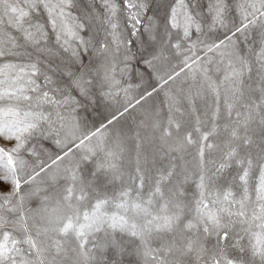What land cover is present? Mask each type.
I'll return each instance as SVG.
<instances>
[{"label": "snow or ice", "instance_id": "6c2138e0", "mask_svg": "<svg viewBox=\"0 0 264 264\" xmlns=\"http://www.w3.org/2000/svg\"><path fill=\"white\" fill-rule=\"evenodd\" d=\"M126 256L264 264V0H0V264Z\"/></svg>", "mask_w": 264, "mask_h": 264}, {"label": "rangeland", "instance_id": "374dc122", "mask_svg": "<svg viewBox=\"0 0 264 264\" xmlns=\"http://www.w3.org/2000/svg\"><path fill=\"white\" fill-rule=\"evenodd\" d=\"M163 11V8H161L160 15H163ZM173 63H175V61H173ZM181 80H183V77H181L176 83L179 84ZM139 94H142V89H137L133 92V95H136L137 99L139 98ZM164 99L163 93L153 95V97H151L147 103L137 106V108L130 110L129 113L115 121L108 129H106V132L109 136H114L119 130L127 137L134 136L137 131V125H139L140 121L144 119L145 110L150 109L153 106L163 107V113L166 117L167 106L163 104ZM121 103H123L122 95L118 98L117 102L98 101L95 105L89 106L87 113L80 112L79 115L80 117H87L89 127H92L93 125L98 127L101 122H104V117L110 118L109 113H116V109ZM44 143L46 147H49L52 150V152L58 153L59 150L54 145H52L51 142L45 141ZM128 146H132L131 140L128 141ZM134 261L135 257L133 256L124 257V264H134Z\"/></svg>", "mask_w": 264, "mask_h": 264}]
</instances>
